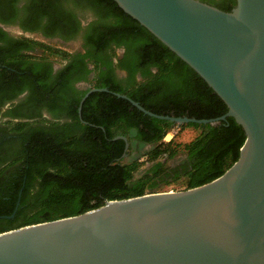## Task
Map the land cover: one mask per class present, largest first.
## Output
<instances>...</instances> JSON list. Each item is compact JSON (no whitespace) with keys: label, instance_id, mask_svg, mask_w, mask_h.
<instances>
[{"label":"water","instance_id":"1","mask_svg":"<svg viewBox=\"0 0 264 264\" xmlns=\"http://www.w3.org/2000/svg\"><path fill=\"white\" fill-rule=\"evenodd\" d=\"M115 1L192 67L228 111L200 119L158 114L116 94L179 126L234 117L246 133L240 156L196 187L107 200L2 231L0 264H264V0H236L230 11L202 0ZM93 91L108 89L88 91L80 115ZM17 208L0 218H14Z\"/></svg>","mask_w":264,"mask_h":264},{"label":"trees","instance_id":"2","mask_svg":"<svg viewBox=\"0 0 264 264\" xmlns=\"http://www.w3.org/2000/svg\"><path fill=\"white\" fill-rule=\"evenodd\" d=\"M78 2H84L83 7L98 16L88 26L93 34L96 33L84 42L88 49L78 55L80 61L90 58L97 68H110L112 58L117 55L116 49L124 45L128 61L125 63V59L119 58L118 65L128 70L133 81L127 87H119L99 78L90 80L91 86L86 91L78 90L69 100L66 112L71 122L62 124L58 120L36 127L25 122L13 124L12 135L24 136L22 147L18 148L22 150L14 154L11 151L7 158L11 162L2 170L11 178V185H6L0 194V215H11L19 200L20 204L14 218L0 219V232L78 215L104 205L107 200L156 192L161 185L182 178L185 189L202 185L222 175L238 160L246 140L242 125L234 117H228L218 125L183 124L182 128L194 126L200 128L201 133L188 142L175 139L166 142V135L176 125L174 122L147 115L114 92L125 94L158 114L189 115L199 119L225 114L228 111L226 103L192 67L115 0H72L80 6ZM39 45L53 57L61 53L67 55L54 47ZM109 48L111 56L102 62L92 55L93 51L99 53ZM0 62V67H4L0 68V91L3 87L10 91L4 96L6 99L16 95L13 83L20 77L26 87H32L33 93L44 95L51 91L55 107L59 87L70 88L66 78L54 86L47 85L45 75L31 66H22L16 56L5 61L0 57ZM137 71L142 72L143 81L135 77ZM77 78L88 79V75L85 73ZM103 87L109 91L90 93L80 115L79 105L85 93L90 88ZM22 112L12 109L7 114L17 116ZM135 131L139 138L151 144V148L145 161L128 162L122 158L125 141L113 138L122 134L131 139ZM18 137H13V141L21 143ZM180 153H187L189 161L176 167L167 165ZM165 157L166 162L161 160ZM155 161L146 174L135 179L145 162ZM20 174L21 179H18Z\"/></svg>","mask_w":264,"mask_h":264},{"label":"flooded vegetation","instance_id":"3","mask_svg":"<svg viewBox=\"0 0 264 264\" xmlns=\"http://www.w3.org/2000/svg\"><path fill=\"white\" fill-rule=\"evenodd\" d=\"M202 1L222 9L236 6V0ZM78 4L80 6L72 3V0L0 1V57L5 61L8 58H14L16 56L17 61H19L22 66H31L38 69L39 72L47 77V85L54 86L55 83L58 84L62 82L64 78H66L68 86L70 85V88L67 87V89L63 87L64 85L59 87V92H57L55 100L56 107L53 106L55 96L51 91L44 94L45 96L39 93H33L32 87H26L27 85L21 77L17 78L13 83L16 86V95L14 97L6 99L4 96L7 95V92L10 93V91L4 87L1 89L0 194L4 192L3 190L7 187L6 185H11L9 181L11 178H8L5 172L2 171L11 162L7 160L9 154L11 151H13L14 154L22 150V148L21 150L18 148L22 147L20 144H22L21 139H23L24 135L20 137H18L17 134L12 135L11 132L14 123H31L32 127H36L38 125L44 126L58 120L62 124L71 122L72 119L68 117L66 112L69 100L77 94L78 90L86 91L91 86L90 80L99 78L102 81L105 80L119 87H127L133 81L128 70L118 65L119 58L125 59V63L128 61L127 56H125L126 47L124 45L116 49L117 55L112 58L113 64L110 68L103 66V68L99 69L90 58H85L84 61H80L78 55L86 53L88 49L84 45V42L87 41L89 35L93 34L92 28H88V26H90L98 16L97 13L91 9L84 8V2H78ZM95 33L96 32H94V34ZM31 41L54 47L61 52L67 53V55L61 53L53 57L46 51L47 49H45V47L32 43ZM17 52L20 53V55L14 54ZM92 55L97 56L99 61L102 62L107 59V57L109 58L111 56V48L103 49L99 51V53L93 51ZM70 66L73 67L70 69ZM0 68L4 69V67ZM143 69L144 67H142V70ZM85 73H87L88 79L77 78ZM135 77L139 81L144 80L142 72L140 71H137ZM91 89L93 88H90L89 91ZM116 93L118 92H114V94ZM12 109L23 112L17 116L7 114L8 111ZM184 116L190 117L189 115ZM46 119L49 121L47 122ZM220 122L215 125L220 124ZM26 130L28 132L30 130L29 127ZM120 135L122 134L116 135L113 140L123 139L118 138ZM13 137H15V139L18 137L21 143L13 141L15 140ZM123 140L125 141V152L122 158H125L128 162H133L136 159L142 161L146 160L151 144L139 138L137 131L131 136V139L127 137V141L125 139ZM161 160L164 162L167 161L166 157ZM157 161L150 163L145 162L137 171L135 179L146 174L148 168L152 167ZM188 161V154L183 153L179 157L173 159V163L169 160L167 165L176 167L180 166L182 162ZM14 173L16 177L17 173ZM18 179H21V174L20 176L18 175ZM18 203L20 204V200L17 202L19 207Z\"/></svg>","mask_w":264,"mask_h":264},{"label":"rangeland","instance_id":"4","mask_svg":"<svg viewBox=\"0 0 264 264\" xmlns=\"http://www.w3.org/2000/svg\"><path fill=\"white\" fill-rule=\"evenodd\" d=\"M168 133L173 135L172 139H175L177 142H188V141H191L194 138H196L201 133V129L194 127V126L182 128L179 125H174ZM165 141L167 142V140H165ZM182 154L183 153H180L175 158L179 157ZM175 158H173V159H175ZM173 159L170 160L171 163H173ZM183 181H184V178L178 180L177 182L170 183L168 185L163 184V185H161V187L156 189V190H159L156 192L169 191V190H175V191L176 190H183V189H185V186H186Z\"/></svg>","mask_w":264,"mask_h":264},{"label":"built area","instance_id":"5","mask_svg":"<svg viewBox=\"0 0 264 264\" xmlns=\"http://www.w3.org/2000/svg\"><path fill=\"white\" fill-rule=\"evenodd\" d=\"M168 134H170V133H168ZM172 138H173V135L171 136V138L169 140H167L166 137H165V140L170 141ZM170 191H175V190H170Z\"/></svg>","mask_w":264,"mask_h":264},{"label":"bare ground","instance_id":"6","mask_svg":"<svg viewBox=\"0 0 264 264\" xmlns=\"http://www.w3.org/2000/svg\"><path fill=\"white\" fill-rule=\"evenodd\" d=\"M170 135H171V134H168V135L166 136V139H167V140H169V139L171 138L172 135H171V136H170Z\"/></svg>","mask_w":264,"mask_h":264}]
</instances>
